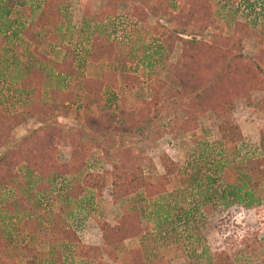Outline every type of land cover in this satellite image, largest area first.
I'll return each instance as SVG.
<instances>
[{
	"label": "trees",
	"instance_id": "16d2710c",
	"mask_svg": "<svg viewBox=\"0 0 264 264\" xmlns=\"http://www.w3.org/2000/svg\"><path fill=\"white\" fill-rule=\"evenodd\" d=\"M105 1L117 3L127 0ZM173 1L144 0L146 12L140 10L136 14L141 22L147 18L146 14L162 22L161 26L156 23L153 28L165 32L163 41L169 51L173 45L179 44V55L170 68L182 95L196 92L194 97L199 101L210 100L213 104L208 109L210 111H218V106L224 105V101L228 103L232 98L248 97L254 85H259L258 77L264 75V48L241 63L238 60L244 58L242 41L247 35H242L240 23L234 24L230 36H224L222 29L213 30L206 0H186L177 11L170 9ZM63 2L65 0H42L36 23L29 21L26 26L9 29L10 26L4 21L15 7L24 4V0H0V49L7 46L10 52H16L18 41L28 40L36 30L35 25L44 23L49 29V42L56 47L66 48L61 62H54L55 66L59 68L68 61V57L71 63L73 55L66 44L71 35L60 12ZM65 34L66 37L62 36ZM90 38L93 43L90 45L89 59L98 61L104 57L109 58L108 37L101 38L100 31L93 28ZM14 41L17 42L14 44ZM225 46L231 47L229 51L234 56L217 57L216 52L225 49ZM33 53L35 59L27 56V64H21L14 57L3 59L0 54V75L6 72L9 76L8 68L14 66L16 75L10 81L18 93L27 98H24L25 102L19 109L8 114V125L0 121V264H63L75 252L78 253L79 261L93 262V257L96 259V256L101 255L110 264H168L167 246L170 243H159V233L154 234L149 227L151 219L156 218L158 223L163 220L171 226L173 221L168 219L175 218L190 233L193 231L194 218L197 221L208 215L216 204L224 208L235 205L251 208L264 202V186L254 180L257 174L255 167L249 166L259 157L258 166L264 172V133L259 137L257 155H249L237 148L227 129V133H219L217 141L196 143L192 155L184 157L179 164L169 163L164 166L162 175L155 179L141 176V169L135 166L134 158L126 149L115 155L117 165H113V169L117 173L113 178L117 181L112 184L110 194L113 202L124 201V205L117 208L111 221L102 222L99 226L100 249L92 253L90 249H83L74 232L69 230L65 218L68 214L71 216L72 211L78 210L80 204L87 205L92 200L90 194L87 195L89 191L83 189L75 178L82 173L87 146L98 139H111L147 129L151 122L149 109H144L145 113L139 117L130 110L125 113L122 109L114 114L108 105L111 99H106L100 105L99 117L92 114L81 120L76 118L79 127L68 133L64 134L56 123L51 122L33 129L18 142L3 141L6 126L8 129L15 128L27 118L53 115L61 109L67 112L65 103L72 105L81 95L97 98L98 93L109 86L115 77L114 73H103L99 80H88L70 69L66 72L65 68L39 72V65L42 64L40 59L43 58L36 55L35 49ZM140 53L142 55L143 51ZM151 61L152 57L145 54L138 60L143 67L150 66ZM243 66L247 67L245 72L241 70ZM67 75L81 79L77 95L57 86L59 78ZM46 76L49 77V100L35 104V99L26 93H38ZM135 80L131 75H123L120 91L131 90L137 83ZM111 86L119 88L115 84ZM55 94L57 101L53 100ZM85 105L80 102L77 106L86 108ZM114 108H117L116 104ZM75 112L78 117V108ZM81 139H84L85 145H82ZM58 146L69 148V167L55 162V148ZM68 178L70 186L59 196L56 193L61 190L58 185ZM85 190L86 194L83 193ZM54 193L58 202L54 199ZM59 203L63 205V210ZM141 209L148 220V225L144 227L140 225ZM30 224L36 227L35 233L28 230ZM170 226L169 231L174 229ZM130 239H134L137 246L130 250L123 249L124 241ZM177 240L179 245L183 244ZM43 247L44 250H41ZM187 252L190 264H213L204 252L194 253V247L190 245ZM96 264L109 263L99 260Z\"/></svg>",
	"mask_w": 264,
	"mask_h": 264
},
{
	"label": "rangeland",
	"instance_id": "374dc122",
	"mask_svg": "<svg viewBox=\"0 0 264 264\" xmlns=\"http://www.w3.org/2000/svg\"><path fill=\"white\" fill-rule=\"evenodd\" d=\"M41 1L24 0V4L21 7H15L4 23L10 26L9 29L26 26L29 21L36 23ZM184 1L186 0H174L170 9L177 11ZM233 1L206 0L213 21V30L222 29L224 36H230L235 23L242 25V35L246 34L247 37L242 41L244 58L238 61L243 63L246 58H251L259 49L264 48V16L258 22H248L239 13L229 9L228 4ZM145 4L144 0H127L117 3L105 0H65L60 5V12L69 27L71 37L69 42L64 41L68 42H66L67 49L72 52L73 58L70 63L68 57V61L61 64L59 68L55 64L61 62L66 48L56 47L49 42V29L44 23L41 24L42 27L34 24L36 30L33 36L31 35L26 41H18L16 52H10L7 46L0 49L3 59L14 57L21 64L27 62V56L35 59L33 53L35 49L36 55L43 58H39L42 64L38 68L39 72L43 73L54 68L62 70L65 68L66 72L70 69L88 80H99L103 73L115 75L109 86L98 93L97 98L81 95L80 98H76L74 104H64L68 108L67 112L61 109L53 115L45 114L46 116L42 117L35 115L34 118H27L15 128L8 129L6 126L7 130L2 136L3 141L18 142L33 129L51 122L56 123L64 134L68 133L79 127L76 118L81 120L92 114L99 117L100 105L106 99H111L108 105L114 114L122 109L125 113H129L130 110L139 117L145 113L144 109H149L148 116L151 122L147 129L122 134L111 139H98L97 142L89 143L87 146L88 151L82 173L75 178L83 189L89 191L87 193L85 190L83 193L90 194L92 200L87 205L80 204V208L72 211L71 216L68 214L65 220L69 230L74 232L80 242V247L90 249L91 253L93 250L100 249L101 246L99 226L102 222L111 221L113 215L117 213V208L124 205V201L113 202L110 197L112 184L117 181L113 178L117 173L113 169V165H117L115 155L128 149L131 158H134L135 166L141 169V176L155 179L162 175L164 166L169 163L179 164L183 162L184 157L192 155L191 152L195 149L196 143L217 141L219 133L225 134L227 129L231 132V138L235 141L237 148L249 155H257L259 137L264 133V75L261 78L258 77L257 81L260 83L254 85V90L248 93V97L232 98L226 104L224 101V105L218 106L220 108L218 111L208 110L213 104L210 100L199 101L194 97L196 92L183 96L170 68L179 55V44L173 45L169 51L163 41L165 32L162 29L153 28L154 24L158 23L161 26L162 22L148 14L143 22L137 18L138 11L146 12ZM261 5L264 15V0H261ZM93 28L100 31L101 38L108 37L109 58L104 57L98 61L89 59L88 53L93 43L90 33ZM62 36L66 37V34ZM249 37L251 41L248 40ZM16 42L14 41V44ZM230 49V46H225V49L216 52L217 57H232ZM142 51L143 54L152 57L148 67H143L138 62L143 55L140 53ZM233 62L236 60L233 59ZM246 68V66L241 67L242 72H245ZM8 71L9 76L6 72L0 75L2 77V79L0 77V121H3L5 125H8L6 121L8 114L19 109L25 102L24 98L27 99L24 94L18 93L10 81V78L16 75L14 66L8 68ZM123 75H131L136 79L137 83L131 90L120 91ZM47 76L43 79L38 93L31 91L26 93L27 96L35 99V104L43 103L45 99L49 100V94H47L49 77ZM67 76L60 77L57 86L59 89L69 90L77 95L81 79ZM112 84L119 88L115 89L111 86ZM53 97V100L57 101L56 94ZM80 102L85 103L86 108H79L77 105ZM115 104L117 108H114ZM77 108L78 117L75 116ZM85 109L88 111L85 112ZM81 141L82 145H85L84 139ZM54 158L57 164L69 167V148L58 146L55 148ZM258 158L249 166L255 167L254 171L257 174L254 180L264 186V172L258 166ZM58 186L61 190L56 193L61 196V192L70 186L69 178L60 182ZM53 196L56 200L55 193ZM58 205L62 210L64 209L61 203ZM174 219H168L170 222L173 221L171 226L174 229L171 231H169L170 225L163 220L158 223L156 218L151 219L149 226L155 232L154 234L159 233L161 238L159 243H170L167 246L168 264H190L191 259L187 252L189 245L194 247V253L204 252L213 264H264V202L251 208L236 205L224 208L216 204L208 215L197 221L194 218L193 231L190 233L181 221L177 222ZM147 222L141 209V227H144ZM30 225L28 230L35 233L36 227ZM189 226L192 227L191 224ZM164 233L165 236L162 235ZM177 239L183 244L179 245ZM122 246L125 250L134 249L137 242L134 239L126 240ZM78 259V253L75 252L72 257L69 255V260L63 264H96L99 260L110 264L101 255L96 256V259L93 257V262Z\"/></svg>",
	"mask_w": 264,
	"mask_h": 264
},
{
	"label": "built area",
	"instance_id": "2783aa9c",
	"mask_svg": "<svg viewBox=\"0 0 264 264\" xmlns=\"http://www.w3.org/2000/svg\"><path fill=\"white\" fill-rule=\"evenodd\" d=\"M248 22H258L263 15L261 0H237L228 4Z\"/></svg>",
	"mask_w": 264,
	"mask_h": 264
},
{
	"label": "crops",
	"instance_id": "0c3cea01",
	"mask_svg": "<svg viewBox=\"0 0 264 264\" xmlns=\"http://www.w3.org/2000/svg\"><path fill=\"white\" fill-rule=\"evenodd\" d=\"M250 38H251V37L248 38L249 41H251ZM248 40H247V41H248Z\"/></svg>",
	"mask_w": 264,
	"mask_h": 264
}]
</instances>
